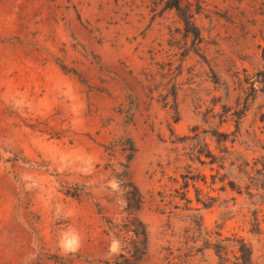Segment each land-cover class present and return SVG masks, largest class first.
I'll use <instances>...</instances> for the list:
<instances>
[{"label": "rangeland", "instance_id": "1", "mask_svg": "<svg viewBox=\"0 0 264 264\" xmlns=\"http://www.w3.org/2000/svg\"><path fill=\"white\" fill-rule=\"evenodd\" d=\"M183 5L195 33L168 0H0V264L113 259L121 177L140 264H217L235 236L264 264V0Z\"/></svg>", "mask_w": 264, "mask_h": 264}, {"label": "trees", "instance_id": "2", "mask_svg": "<svg viewBox=\"0 0 264 264\" xmlns=\"http://www.w3.org/2000/svg\"><path fill=\"white\" fill-rule=\"evenodd\" d=\"M184 1L185 0H168V5L170 7H175L179 11V14L185 22L186 30L188 32L195 33L194 30L190 28L193 24V13L189 11V9L183 10ZM173 94L175 97L174 99L177 100V90H174ZM125 149H128L130 151L128 156L130 158L133 157V152L135 151L134 145ZM120 180H122L121 185L123 187H129L125 191V204L129 214L132 215V219L128 224H124L125 228L119 227V229L114 230V232L118 236L122 233L123 229H125V232H131L132 234L131 236L123 234L122 239L125 243L123 249L113 259H105L104 263L140 264L149 250V231L147 225L138 216V211L140 210L144 202L143 195L138 186L132 180L127 181L124 177H121ZM116 226L117 224H114L111 227L113 228ZM225 239L232 240L233 242H231V244H225L223 242ZM230 245L235 257V260L231 262H229L230 258L225 254L224 251L225 248H227L228 251V247ZM214 246L219 256V261L217 264H255L253 258V248L244 237L235 236L234 238H220L217 242L214 243Z\"/></svg>", "mask_w": 264, "mask_h": 264}]
</instances>
